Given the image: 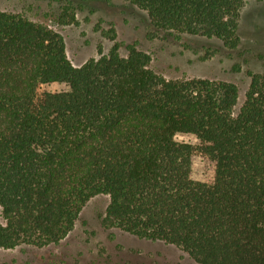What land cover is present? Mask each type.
I'll return each mask as SVG.
<instances>
[{"label": "trees", "instance_id": "obj_1", "mask_svg": "<svg viewBox=\"0 0 264 264\" xmlns=\"http://www.w3.org/2000/svg\"><path fill=\"white\" fill-rule=\"evenodd\" d=\"M125 1L155 34L239 46L247 0ZM126 49L75 67L59 33L0 11V249L57 245L106 196L105 229L196 264H264V74L247 72L237 109L234 83L166 79Z\"/></svg>", "mask_w": 264, "mask_h": 264}, {"label": "rangeland", "instance_id": "obj_2", "mask_svg": "<svg viewBox=\"0 0 264 264\" xmlns=\"http://www.w3.org/2000/svg\"><path fill=\"white\" fill-rule=\"evenodd\" d=\"M0 11L20 14L59 33L70 63L79 67L116 47L126 56L134 45L151 57V69L166 79L205 78L234 83L238 107L248 86L247 72L264 74V0H247L238 17L239 46L193 36L155 34L147 14L125 0H0ZM179 141L195 143L190 136ZM210 167L195 159L192 176L202 180ZM106 196L89 200L73 230L57 245L0 249V264H196L162 242L137 239L102 225Z\"/></svg>", "mask_w": 264, "mask_h": 264}]
</instances>
